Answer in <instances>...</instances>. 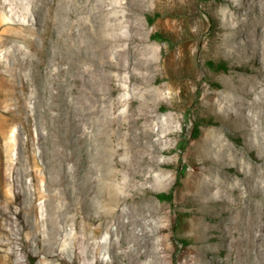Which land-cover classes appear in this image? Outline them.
Returning <instances> with one entry per match:
<instances>
[{
    "label": "rangeland",
    "instance_id": "1",
    "mask_svg": "<svg viewBox=\"0 0 264 264\" xmlns=\"http://www.w3.org/2000/svg\"><path fill=\"white\" fill-rule=\"evenodd\" d=\"M103 2L102 10L107 18L117 13H126L127 9L131 11V28L133 27L134 33L137 32L140 35L141 46L144 47L148 56L151 55V57L149 56L151 61L155 60V63L151 62L150 67L144 70L145 78L141 79L142 86L149 89L154 97L150 93L146 96L140 93L138 96L141 99L139 98L135 102L130 98L125 99L121 108H129V113L133 116L130 114L132 117H123L122 121L128 122L130 118L133 119L137 132H140L147 123L152 124L151 127L154 129L163 124L166 128L164 131L166 133L162 131L161 134V131L157 129L156 133L153 131L154 133L152 132L153 134L150 135L153 141L160 137L159 135L164 140L155 152L157 161L160 160V162L156 161V164L150 165L147 159L142 160L143 164L139 160L135 163V165L140 164L141 169L137 176L124 169L119 176L121 179H117L119 183L115 181L116 184H119V194L130 197L129 201L135 209V213L132 216L133 208L129 207L119 215H115V218H119L118 221L124 220L121 235L116 234L117 242L120 240L118 249L106 250L105 254L102 253L103 257L110 261L108 264H142L148 258L147 254L135 255V237L130 236L129 238V232L133 227L128 223L129 220L139 219L144 214L146 220L153 222V225L155 223L154 227H151L152 246H149L148 249L152 255L154 253L156 264H173L174 261L178 264H250L251 256H256V253L253 250L249 251L250 249L240 251L238 243H233L238 232L230 231L228 233L223 221L226 219V215L232 218L236 217V212L241 206L247 205V211L249 209L251 193L246 183L241 180V176L236 174L235 168L238 166L240 169H244V165L252 161L246 144L251 145L255 137L251 133L242 131L237 119L224 110L222 104L218 103L228 100L231 86L245 84L249 76L258 70L264 72V36L260 34L264 30V15L262 16L264 0H105ZM95 3H92L91 10L97 13L101 12L102 10L99 11L95 8L97 5ZM230 3H237L241 13L248 10L255 15H261V18L255 24L250 25L246 31L234 27L238 25L239 21L233 19L234 13L230 8ZM47 6L44 5L40 9L34 0L32 3L28 0H4L0 4V121L4 123L2 131L13 137L15 135L9 146L8 156L14 165L18 162V165L27 166V170H30V173L26 175L27 181L31 182L34 179L36 184L44 190L48 179L55 178L61 172L60 167L57 166L60 159L56 148L65 146L69 152L65 158L68 165H72V160L76 155L77 160L81 161L79 163L80 183L78 186L87 188L90 178L94 179L96 175L88 177L84 161L92 159V157L86 152V149L78 150L76 130L68 113L57 114L58 109L62 112L69 108L78 86L73 80L67 62L62 65L59 74L52 76L58 69L57 63L61 58L63 59L61 54L63 44L54 38H49L46 42V49H43V39L39 35L47 25L46 21L48 22ZM149 16L154 18L152 23L149 21ZM122 30L128 31L129 28L126 26ZM157 31L169 35L170 40L154 39L152 34ZM26 40H30L31 44ZM239 44L242 46L239 47ZM39 48L42 52L38 50ZM209 60L225 61L228 69L214 71L208 64ZM50 65H53L52 70ZM46 69L51 72L44 71ZM65 74L70 75V78L67 79ZM122 84L126 83L122 82ZM110 88L108 86V92L111 93L112 98L130 96V93H126L123 89L112 91ZM263 89L261 86L258 90L262 91ZM258 90L254 92L253 97L247 98L248 102L260 97ZM56 95L58 96L56 97ZM62 99L64 103L59 102ZM54 101L57 102V108L52 109V114L47 113V108L52 107ZM136 104H139L140 108ZM140 109L144 110V114L142 111L139 112ZM6 110L11 112L7 114ZM135 110H137L136 115ZM133 117L137 118L136 121ZM199 118H205L211 123L202 127V133L198 138L192 139L194 122ZM145 121L147 122L144 124ZM218 133L226 138L224 141L229 147L227 155L233 167L218 166L213 161L206 160V157H213L217 154L210 150L208 142L209 139L218 136ZM225 133H233L238 137L230 138ZM60 138H64L66 141L63 145L58 142ZM71 139L73 142L70 141ZM4 140L5 138L0 136V146L4 144ZM89 147L91 148L92 145L88 144L87 149ZM0 150V159L5 160L6 151L3 148ZM125 152L128 151H124L123 156L119 157L130 159L131 153ZM214 158L218 159L220 156L217 154ZM34 160L36 164L33 162ZM144 167L145 169H143ZM12 173L14 176L20 174L18 169ZM211 174L212 176L217 174L216 179L223 178L228 182L223 188L226 192H224L225 213L221 210H214L213 200L201 189L203 179H209ZM230 178H234L236 182L241 180V188L234 189ZM130 179L135 186L129 185L126 189L122 188ZM198 185L199 187H197ZM171 190L173 191L172 201L161 200L156 195L158 192H170ZM93 191H96L94 187L91 188L90 194H93ZM66 194L69 195L70 192L68 191ZM107 194L112 196L114 193L108 192ZM81 199V194L75 197L74 202L79 203L76 205L80 206L85 203ZM43 201V199L39 200L42 209L46 207L45 203L43 205ZM111 217L112 214L108 219ZM125 221H127L126 226L124 225ZM158 223L160 224L157 225ZM110 225L116 229L114 219H111ZM72 226L74 225L72 224ZM45 227H47V223L43 222L42 229L45 230ZM108 229L107 227L103 228L100 238L97 240L90 238L92 240H81L77 243L74 264H97L95 248L101 239L110 237ZM184 239L188 241L187 244L182 241ZM254 242L258 246L261 240L255 238ZM67 243L69 244V242ZM131 248L132 252H130ZM41 255L44 256V254ZM19 257L27 258V255L22 253ZM258 259L262 260V258ZM36 263L38 260L35 261Z\"/></svg>",
    "mask_w": 264,
    "mask_h": 264
},
{
    "label": "bare ground",
    "instance_id": "2",
    "mask_svg": "<svg viewBox=\"0 0 264 264\" xmlns=\"http://www.w3.org/2000/svg\"><path fill=\"white\" fill-rule=\"evenodd\" d=\"M95 1L96 0H34L35 4L38 5L40 9H42L44 5H48V12L46 11V15L48 14V22L46 21V27L39 33L40 37L43 39L42 48L46 49V42L49 38H54L56 41H60L63 44V47H61L63 59L61 58L59 63H57L58 69L55 70L56 72H54L52 76L59 74L58 72L62 69V65L67 62L69 63L68 69L73 76V80L78 86L69 108L62 112L58 109L57 114L60 115L64 112L68 113L70 121L73 123L76 130V145L79 144L77 146L78 150L86 149V152L92 157V159L85 158L86 161H84L86 162V170H88L87 175L88 177H92L93 175L96 176L94 179L90 178L87 188L79 187L78 184L80 180L78 173L80 172L79 163L81 161L79 162L77 160L78 157L76 155L72 160V165H68L65 158H67V153L69 152L68 148L64 146L63 148H56V153L60 159V163L57 166L60 167L61 172L55 178L52 177L48 179V184L46 183L47 185L44 190L36 184L34 179L31 182L27 181L26 175L30 173V170L28 171L26 168L27 166L25 165L26 167H23L20 164L18 165V162L14 165V163L10 161L11 158L9 159L8 156L9 146L15 135L13 137L8 135L5 131H2L4 123L0 121V136L5 138L4 144L0 146V149L3 148L4 151H6V159H0V264H35L37 260L38 263L36 264H74V262H76L75 252L78 248L77 243L81 240L87 241L90 238L97 240V238H100L102 229L106 227L109 228L110 237L106 239L103 238V240L101 239L98 246L95 248V255L97 257V264H108L110 261L106 260L102 253L104 252L105 254L108 249H118L120 240L117 242L118 239L116 238V234L119 236L121 235L122 222L124 221H118L117 219L119 218H115V215H119L125 211L126 208H133L129 201L130 197L119 194V182L117 179L122 174L121 171L126 169L127 172L137 176V173L141 169L140 164L135 165V163L139 160L142 162V160L144 161L147 159L150 165L160 162L159 159V161H157L155 152H157L160 144L164 140L162 136L158 134L160 137L153 141L150 135L154 132L156 133L157 129L161 131L162 134V131H166L165 125L160 122L164 126L160 125L158 128L154 129L151 127L152 124H145L147 122L145 121V125L141 131L137 132L135 130L136 124L133 122V119L130 118L128 122L122 121L123 117L133 116V114L129 113V108H121V104L125 99L130 98L135 102L140 98L138 96L140 93L144 96L150 93L153 96V93H151L149 89H145V87L142 86L141 79L143 77L145 78L144 70L150 67L149 65L151 62L155 60L151 61V55H149V57L144 51V47L141 46L140 35H138L137 32H133V27L131 28L130 22L131 11L129 9L126 10V13H117L107 18L103 13L104 10H102L103 1L105 0H98L97 3H95ZM3 2L4 0H0V4ZM28 2L32 3V0H28ZM93 2L97 4L95 8L99 11L102 10L101 12L97 13L91 10ZM230 8L233 9V19L239 21L238 25L234 27L241 28L243 31H246L250 25L255 24L256 21L261 18V15H255L248 10L241 13L238 10L237 3H230ZM263 15L264 13H262V16ZM126 26L129 30H122V28ZM260 34L264 36V30ZM26 41L31 44L30 40ZM240 44L239 47L242 46ZM38 50L42 52L41 48ZM53 65L49 67L53 68ZM48 70L49 69H46L44 71L50 73L51 71L49 72ZM64 76L67 79L70 78V75L65 74ZM122 82L126 84L124 85ZM108 86L111 87L110 89L112 91L123 89L126 93H130V96L126 98L120 97L118 99L112 98L111 93L108 92ZM261 86L263 89L264 72L258 70L255 74L249 76L245 84L231 86L228 100L224 103H218L222 104L224 110H227L231 116L237 119L242 131L248 132V134L251 133L253 137H255L251 145L246 144L252 161L247 162L244 165V169H240L238 166L235 168L236 174L241 176V180L246 183L251 193L249 195V209L247 211V205V207L241 206L236 212V217L232 215L234 216L232 218L226 215V219L223 221V225L227 228L226 230L228 233L230 231L238 232V236L233 243H238L240 251L243 252L250 249L249 251L253 250L256 253V256H251L249 260L250 264H264V89L262 91L258 90ZM256 90L259 91L260 97L254 98L252 102H248L247 98L253 97ZM57 96L58 95H56V97ZM59 102H63V99ZM2 107L4 108V106ZM56 108L57 102L54 101L52 107L50 106L47 108V113L52 114L53 110ZM138 108L140 107L138 106ZM132 111L134 110L132 109ZM141 111L143 112L144 110L140 109L139 112L141 113ZM10 112H7V114ZM136 114L137 110H135V115ZM133 118L136 121L138 116L137 118ZM90 131L91 134H89ZM227 135L230 138L238 137L233 133ZM144 139H146V141H144ZM225 139L226 138L220 134L209 139L210 141L208 144L210 150L217 153L220 158H214V156H217L216 154L213 157H206V160H211L218 166L225 165L227 167H233L227 155L229 147L227 142L224 141ZM70 141L73 142L72 139ZM70 141L68 140V143ZM58 142L60 145H63L66 141L64 138H60ZM88 144L92 145V147L87 149ZM124 151L131 153L130 159H121L119 157ZM33 162L36 164L35 160ZM11 169H16V171L18 169L20 174L14 176L12 173L14 170L12 171ZM143 169H145V167ZM216 176L217 174L215 176L211 174L209 179H203L201 189L213 200V209L221 210L225 213V191L223 188L225 183L228 182L223 178H219L218 180ZM131 180L132 179L126 182L122 188L125 187L126 189L129 185H134V183H131ZM241 180L236 182L234 178H230L234 189H239ZM115 181L118 182V185ZM90 186H92V189L94 187V190H96L93 191V194H90ZM197 187H199V185ZM139 188H141L140 185ZM159 188L158 186V189ZM68 191L70 192L69 195L66 194ZM108 192L114 194L112 196L109 194L110 196H108ZM79 194L82 195V199L85 202L80 206L76 205L79 203L74 202L75 197ZM247 194H249L248 191ZM131 197L133 196L131 195ZM40 199L44 200L43 205L45 203L46 206L44 209L41 208L42 206L40 207ZM83 212L84 215H82ZM133 213H135L134 208L132 216H134ZM111 214L112 217L108 219ZM111 219H114L116 229H113L110 225ZM146 219V215L143 214L139 219L129 220L128 223L133 225L129 232V238L130 236L135 237V255H148V258L143 261L142 264H156L153 257L154 253L152 255L151 251L148 249L149 246H152L151 238H153V236H151V227H154L155 223L153 225V222H149ZM127 221L124 222V225ZM43 222L47 223L45 230L42 229ZM72 224L74 226H72ZM159 224L160 223L157 225ZM255 238L261 240L258 246L255 245ZM67 242H69V244ZM132 248L130 252H132ZM22 253H25L27 258H20L19 256H21ZM41 254H44V256ZM258 258H262V260L259 261ZM261 261L262 263H260Z\"/></svg>",
    "mask_w": 264,
    "mask_h": 264
},
{
    "label": "trees",
    "instance_id": "3",
    "mask_svg": "<svg viewBox=\"0 0 264 264\" xmlns=\"http://www.w3.org/2000/svg\"><path fill=\"white\" fill-rule=\"evenodd\" d=\"M149 21L152 23L154 21V18L152 16H149ZM152 37L156 40H165V41L170 40L169 35L164 34L162 32H159V31L153 33ZM208 64H209L210 68L214 71H220V70H227L228 69L227 63L225 61L214 62L212 60H209ZM210 123L211 122H209L205 118H199L198 120H195L194 128L192 131V139L198 138L202 133V127L205 125H208ZM156 195L161 200H166V201H172L173 200V191L172 190L170 192H158ZM182 241L186 244L188 243V241L185 239ZM173 264H178V263L176 261H174Z\"/></svg>",
    "mask_w": 264,
    "mask_h": 264
}]
</instances>
